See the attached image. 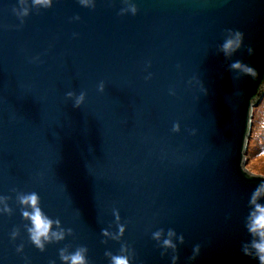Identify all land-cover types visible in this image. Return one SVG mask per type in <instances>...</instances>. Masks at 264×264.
<instances>
[{
	"label": "water",
	"instance_id": "obj_1",
	"mask_svg": "<svg viewBox=\"0 0 264 264\" xmlns=\"http://www.w3.org/2000/svg\"><path fill=\"white\" fill-rule=\"evenodd\" d=\"M135 3V16H120V0H97L94 10L59 0L21 27L17 0H0V195L12 208L0 216V264H60L61 248L80 246L88 264H109L105 252L121 244L134 264H171L151 238L160 228L183 235L178 264L197 244L195 264H254L240 248L247 200L262 178L240 166L264 96V0ZM229 29L244 34L231 61L216 53ZM235 61L258 76L235 80L227 70ZM68 92L85 93L84 103L74 107ZM13 189L36 192L73 234L37 251ZM113 209L126 230L102 243L103 229L117 231Z\"/></svg>",
	"mask_w": 264,
	"mask_h": 264
},
{
	"label": "clouds",
	"instance_id": "obj_2",
	"mask_svg": "<svg viewBox=\"0 0 264 264\" xmlns=\"http://www.w3.org/2000/svg\"><path fill=\"white\" fill-rule=\"evenodd\" d=\"M59 0H17V5L12 8L14 16L19 20V26H23L25 18L30 15L32 10L39 12L40 10H48L52 8ZM75 2L82 8L94 10L97 4V0H75ZM111 5L114 0H106ZM122 7L119 11L120 16L137 14V5L135 0H120ZM75 21H79L80 17L75 16ZM221 43L216 48V53L222 54L225 60L231 61L232 57L240 52L243 48L244 34L238 30H226L221 35ZM249 56L253 55V49L251 47L246 49ZM227 70L236 74L233 78L239 80L242 77H256L257 71L241 61L230 62ZM151 77L149 76L148 79ZM200 84V90L203 94H206L202 83ZM98 91H104V84L101 83L98 87ZM174 94V93H170ZM66 99L73 102V106L79 108L85 101V93L81 92L76 95L73 92L66 94ZM174 132L178 131V125H173ZM195 135V132L192 133ZM264 158V152L260 153ZM241 167V174L246 178L257 181L256 177H261L258 180L254 189L250 193L247 204L246 214L243 217V228L247 234L248 239L241 244V254L248 260L253 261L254 264H264V172H255L251 167ZM15 193V205L19 209L21 220L24 224V231L27 235L28 243L34 247L37 251L43 253L46 246L50 244H59L65 240L67 236H71L72 229H65L62 227L59 219H53L50 217L41 207V200L36 192H17ZM10 197L0 195V216H10L12 214V208L9 207ZM112 216L116 224L117 231L111 233L107 229L101 231V236L104 238L103 242L107 240L120 241L125 233V226L121 224V218L118 210L113 209ZM20 236L18 228H13L9 234L11 241H16ZM152 240L156 242V245L161 249V256H165L171 252L170 261L171 264H178L177 245L184 244L183 235H178L172 228L165 231L160 228L152 233ZM17 255H20L24 251V244L21 243L15 249ZM201 252V245L197 244L192 249V255L188 258V264H195V261L199 257ZM105 257L108 258L109 264H134L135 253L133 249L127 244L120 245L119 253H112L110 251L105 252ZM88 248L86 246H80L74 250H69L64 247L58 252V258L60 264H88ZM25 264H28L25 259ZM55 264V262H51Z\"/></svg>",
	"mask_w": 264,
	"mask_h": 264
},
{
	"label": "rangeland",
	"instance_id": "obj_3",
	"mask_svg": "<svg viewBox=\"0 0 264 264\" xmlns=\"http://www.w3.org/2000/svg\"><path fill=\"white\" fill-rule=\"evenodd\" d=\"M249 134V153L245 157V167H251L255 172H264V158L260 153L264 152V96L254 108Z\"/></svg>",
	"mask_w": 264,
	"mask_h": 264
},
{
	"label": "trees",
	"instance_id": "obj_4",
	"mask_svg": "<svg viewBox=\"0 0 264 264\" xmlns=\"http://www.w3.org/2000/svg\"><path fill=\"white\" fill-rule=\"evenodd\" d=\"M252 113H253V111H252ZM253 115V114H252ZM250 138V137H249ZM248 145H249V139H248V142H247V146H246V149H247V151H246V156L248 155V153H249V150H248Z\"/></svg>",
	"mask_w": 264,
	"mask_h": 264
}]
</instances>
